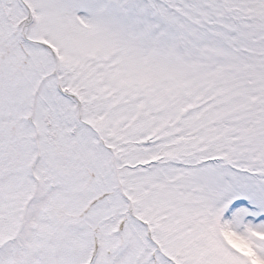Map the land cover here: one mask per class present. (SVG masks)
<instances>
[{
  "label": "snow or ice",
  "instance_id": "obj_1",
  "mask_svg": "<svg viewBox=\"0 0 264 264\" xmlns=\"http://www.w3.org/2000/svg\"><path fill=\"white\" fill-rule=\"evenodd\" d=\"M0 264H264V0H0Z\"/></svg>",
  "mask_w": 264,
  "mask_h": 264
}]
</instances>
